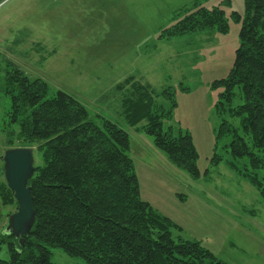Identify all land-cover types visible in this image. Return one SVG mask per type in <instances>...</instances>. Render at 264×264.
<instances>
[{"label":"rangeland","instance_id":"1","mask_svg":"<svg viewBox=\"0 0 264 264\" xmlns=\"http://www.w3.org/2000/svg\"><path fill=\"white\" fill-rule=\"evenodd\" d=\"M160 1L0 0V183L4 152L20 145L18 125L11 123L12 100L2 89L6 64L11 63L29 77L45 81L47 98L63 92L79 101L90 114L112 120L128 134V155L140 198L169 220L174 238L199 242L227 264H264V201L230 167L233 163L243 168L248 158L233 160L229 152L232 136L223 133L218 137L219 128L225 120L229 127L238 130L240 121L227 113L222 117L215 114L214 106L222 89L212 88V83L226 78L232 67L241 21H231L230 14L243 17L245 0H221L229 31L223 35L203 32L196 37L197 42L189 43L183 50L179 41L168 44L160 34L168 27V20L173 22L176 11L182 6L191 8L193 0H176L177 4L175 0ZM218 1L207 0L203 4L211 8ZM205 35L212 40L216 37V55L197 66L191 59ZM156 45L164 50L157 52L158 61L154 62ZM169 46L176 53L187 52L192 57L185 62L189 66L185 67L182 81H168L162 72ZM192 65L196 76L187 73ZM150 70L155 72L153 78L146 76ZM129 76L148 84L155 92L175 89L177 107L172 117L163 121V129L175 136L188 133L192 137L200 173L197 179L175 168L149 137L124 123L122 94L116 87ZM237 93L236 90L232 107L241 104ZM160 103L168 108L167 101ZM31 148L34 167L41 166L36 146ZM16 208L0 198V260L9 259L3 231ZM50 252L53 264H86L60 249Z\"/></svg>","mask_w":264,"mask_h":264},{"label":"trees","instance_id":"2","mask_svg":"<svg viewBox=\"0 0 264 264\" xmlns=\"http://www.w3.org/2000/svg\"><path fill=\"white\" fill-rule=\"evenodd\" d=\"M179 17L160 37L229 31L221 7L198 8ZM230 20L241 21L239 43L226 78L212 83L213 89H222L214 111L218 117L227 113L239 119L240 129L222 120L218 137L231 134L233 160L247 157L248 164L230 167L264 201V0H245L243 17L232 12ZM2 89L12 100L11 123L18 125L19 147L36 146L42 165L34 167L28 181L35 218L20 245L23 254L14 251L17 239L7 235L9 259L0 264H53L50 249L86 264H227L199 242L174 238L169 220L140 198L128 155L130 138L115 122L90 114L63 92L47 98L45 81L11 63L6 64ZM116 90L122 94L124 123L149 137L175 168L197 179L192 137L163 129V121L177 107L175 89L155 92L129 77ZM236 90L241 104L232 107ZM160 100L167 101L168 108ZM0 198L16 205L4 179Z\"/></svg>","mask_w":264,"mask_h":264},{"label":"water","instance_id":"3","mask_svg":"<svg viewBox=\"0 0 264 264\" xmlns=\"http://www.w3.org/2000/svg\"><path fill=\"white\" fill-rule=\"evenodd\" d=\"M2 173L8 189L13 193L16 211L11 214L6 228L12 230V236L19 238L22 246L24 236L34 223V208L28 181L34 173L33 149L18 147L7 149L2 157Z\"/></svg>","mask_w":264,"mask_h":264},{"label":"crops","instance_id":"4","mask_svg":"<svg viewBox=\"0 0 264 264\" xmlns=\"http://www.w3.org/2000/svg\"><path fill=\"white\" fill-rule=\"evenodd\" d=\"M127 1H129V0H127ZM131 1L134 2V0H131ZM156 1L161 2L160 0H156ZM168 1H170V0H168ZM205 1H207V0H193L191 2V5H192L191 8L182 6V8L178 9L176 11L175 15L173 16V18H172L173 22H170L168 20V27H166V28H169L170 26H172L175 23L174 18L179 17L180 15L185 16L189 13L188 11L192 12V11L197 10L198 8L210 9V8L206 7L205 4H203V2H205ZM220 2H221V0L218 1L217 4H214V6H212L211 8L221 7ZM175 4H177L176 0H175ZM223 11H224V9H223ZM224 13H225V11H224ZM203 32H213V31H210V30L199 31V32L186 34L183 36L170 37V38H166V39L168 40V44H169V42H172V41H179V43L181 44L180 50H183L185 48L187 49L190 46L189 43H194V41L197 42L198 40L196 39V37H200L201 36L200 34H202ZM205 37L206 38L204 39L203 44H199L197 46L198 53L195 55L194 59H191L194 61V64L195 63L197 64V66L199 65V62H201V65H203V62L206 59H207V61H209L212 56L216 55L214 53V48H215L214 47V41H215L214 39H216V37H214L213 40L208 35H205ZM217 45L218 44H216V42H215V46H217ZM161 48H163V47H160V46L157 47V45L155 46V54H156L155 57H156V59H154V62L158 61L157 56H159V55H157V52L162 51ZM163 50H164V48H163ZM169 50L171 51L170 53H169ZM189 58H192V57L189 54H187V52L176 53V52H174V50L172 48H170V46L168 47V55L166 56L165 65L163 66L164 70L162 71L164 73L165 77H168V81H182L184 79L183 77L187 71V68H185V67L189 66V64L185 63V62H188V60H190ZM181 63H183V66L179 65ZM193 65H192V68L187 73L191 74L193 76H196V69L193 68ZM161 67H162V65H161ZM162 72H160V73H162ZM154 74H155V72H152L150 70V72L146 76L153 78ZM129 77H134V76H129ZM129 77H127V78H129ZM127 78H125V79H127ZM137 81L141 82L140 80H137ZM7 220H8V218H7Z\"/></svg>","mask_w":264,"mask_h":264},{"label":"clouds","instance_id":"5","mask_svg":"<svg viewBox=\"0 0 264 264\" xmlns=\"http://www.w3.org/2000/svg\"><path fill=\"white\" fill-rule=\"evenodd\" d=\"M3 235H12V230L11 229H9V228H6L4 231H3ZM17 239V243H16V246H15V248H14V251L16 252V253H18V254H23V248L20 246V244H19V238L17 237L16 238Z\"/></svg>","mask_w":264,"mask_h":264}]
</instances>
